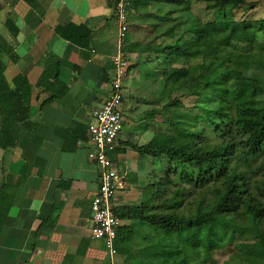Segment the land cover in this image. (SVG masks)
Listing matches in <instances>:
<instances>
[{
    "label": "trees",
    "instance_id": "trees-1",
    "mask_svg": "<svg viewBox=\"0 0 264 264\" xmlns=\"http://www.w3.org/2000/svg\"><path fill=\"white\" fill-rule=\"evenodd\" d=\"M192 1L129 0L132 34L123 50L167 60L161 88L170 100L161 107L166 129L129 144L160 166L149 173L139 203L114 208L122 221L115 243L125 254L139 236L144 261L137 264H207L236 241L242 263L264 264V18L243 20L237 32L228 15L245 0H205L204 9L217 16L206 20ZM148 18L153 34L141 42L133 36ZM57 31L80 44L91 35L74 24ZM5 68L0 59L1 148L15 145L31 96L25 77L9 86ZM52 75L44 72L40 81ZM173 94L194 100L169 112Z\"/></svg>",
    "mask_w": 264,
    "mask_h": 264
},
{
    "label": "crops",
    "instance_id": "crops-1",
    "mask_svg": "<svg viewBox=\"0 0 264 264\" xmlns=\"http://www.w3.org/2000/svg\"><path fill=\"white\" fill-rule=\"evenodd\" d=\"M115 1L0 0V59L6 81L13 88V79L22 76L31 85L29 109L18 118L16 143L0 147V264L144 261L137 252L139 236L125 254L114 241V255L91 237L99 168L88 159L92 143L87 125L91 108L112 90V56L118 48ZM128 23L127 38L132 34ZM72 24L90 30L87 42L76 43L57 31ZM127 57L121 105L127 131L122 127L109 153L119 182L114 208L140 202L155 160L129 144L146 143L155 133V122L163 123L162 101L151 89L157 61L145 53L128 52ZM47 71L52 77L41 82ZM140 81L146 84L135 88Z\"/></svg>",
    "mask_w": 264,
    "mask_h": 264
},
{
    "label": "built area",
    "instance_id": "built-area-1",
    "mask_svg": "<svg viewBox=\"0 0 264 264\" xmlns=\"http://www.w3.org/2000/svg\"><path fill=\"white\" fill-rule=\"evenodd\" d=\"M129 0H116L115 20L118 26V48L112 56V90L100 105L91 108V120L87 125V138L92 143L88 159L99 168V183L92 197L91 237L101 240L111 255L116 253L114 241L122 221L114 213L113 198L118 188V176L109 153L116 148L117 138L123 127V83L129 60L123 50V42L129 31L127 7Z\"/></svg>",
    "mask_w": 264,
    "mask_h": 264
},
{
    "label": "rangeland",
    "instance_id": "rangeland-1",
    "mask_svg": "<svg viewBox=\"0 0 264 264\" xmlns=\"http://www.w3.org/2000/svg\"><path fill=\"white\" fill-rule=\"evenodd\" d=\"M205 5H206L205 0H193L191 9L195 14L200 15L205 20L210 18V17H212V18L214 16L217 17L216 15H214L213 10H205L204 9ZM261 18H264V0H245V3L243 5L237 7L234 10L233 14H231V16L228 15V19L230 20V23H231L230 26L237 32H240L243 30V27H244L243 20L252 21V20H257V19H261ZM218 19H222V17L219 16ZM151 21L152 20H149V18H148L145 22H142L141 26L137 29V32L134 33L133 37L136 39H139L141 42H144L149 37H151V35L153 33H151V28L148 26V25H150ZM260 40L255 42L256 47L262 43V42H259ZM145 54H147V53H145ZM152 57L157 62L155 64L156 67H154L156 80H155V83L151 84L152 85L151 89L156 91L155 94L159 98L158 100L162 101L161 105H164L167 102H169L170 99L167 97L166 92L161 91L159 89V87H160L159 83L161 82L160 79L163 77L164 66L167 65V63H166L167 60L162 58L161 56L152 55ZM159 58H160V60H159ZM145 84H146L145 82L143 83L142 81H140L134 87L135 88H137L139 86L143 87V85H145ZM147 85H150V84L147 83ZM172 97H176L177 101L175 104L171 105V108H169V112L172 111L173 106H174L173 110L175 109V107L178 108L179 110H184V108L190 107L192 101L194 100L193 97H189L186 95H178V94L175 95V94H173ZM161 107L162 106H160V109L163 110ZM165 110L166 109H164V111H163L164 113L162 112L161 117L163 116V114L168 113V111H165ZM161 129L162 130L166 129V125L163 124L162 122H158V123L155 122V126L153 127V133L158 131V130H161ZM124 130H125V128L123 127V132H124ZM126 131L127 130H125V132ZM139 143H141V142H139ZM159 166H160V162L158 160L154 161L153 166H150V171L152 172V171L158 170ZM235 244H236V241H234L233 244L224 247L223 249L216 250L213 253L212 261L208 262L207 264H244V263H242L243 261H241L238 258V256H236L238 249L235 247Z\"/></svg>",
    "mask_w": 264,
    "mask_h": 264
}]
</instances>
